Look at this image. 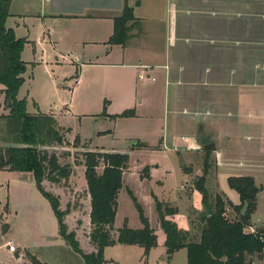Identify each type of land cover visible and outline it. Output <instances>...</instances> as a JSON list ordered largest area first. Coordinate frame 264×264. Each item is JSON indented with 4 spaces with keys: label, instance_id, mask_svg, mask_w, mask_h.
I'll list each match as a JSON object with an SVG mask.
<instances>
[{
    "label": "rangeland",
    "instance_id": "374dc122",
    "mask_svg": "<svg viewBox=\"0 0 264 264\" xmlns=\"http://www.w3.org/2000/svg\"><path fill=\"white\" fill-rule=\"evenodd\" d=\"M11 1L6 26L19 39L30 41L21 54L26 71L17 98L26 101L31 115H54L66 135V144L48 151L58 156L60 165L70 166L72 175L60 185L44 183V188L58 197L60 211L69 210L64 223L75 233L79 248L85 254L94 250L81 155L101 147L129 158L111 234L116 238L124 225L142 228L129 190L157 236L148 256L139 246L116 244L106 250V264H186L185 250L170 260L166 257L156 202L176 209L170 220L198 242L206 208L196 183L204 170L211 173L218 165L212 152L205 165L203 145L199 151L174 149L170 139L191 131L197 144L202 135L219 147L241 124L243 132L264 131V0H176L173 43L169 20H164L166 9H157L154 22L143 21L134 28L142 33L140 43L146 44L143 58L151 66H161L148 70L149 78L141 70L81 66L88 59H57L51 46L40 41L41 27L32 16L39 8L37 0ZM116 58L113 54L110 59ZM141 74L144 80H139ZM136 90L142 104L120 98ZM129 111L135 116H121ZM6 113L0 91V116ZM151 166L160 169L151 175ZM101 170L102 166L97 171ZM209 191L212 195L216 189ZM211 195L208 205L213 208ZM250 225L261 229L264 223L249 221ZM8 242L14 252H9ZM29 255L43 264H84L59 236L56 217L33 177L0 171V264H31Z\"/></svg>",
    "mask_w": 264,
    "mask_h": 264
},
{
    "label": "trees",
    "instance_id": "16d2710c",
    "mask_svg": "<svg viewBox=\"0 0 264 264\" xmlns=\"http://www.w3.org/2000/svg\"><path fill=\"white\" fill-rule=\"evenodd\" d=\"M10 5L11 0H0V91L3 95V108L7 111L0 116V171L9 170L33 177L37 190L49 202L56 217L59 236L81 257L84 264H106L104 250L116 244L139 246L143 248L144 257L148 256L157 245V236L150 229L141 206L129 190L126 191L138 212L142 228L131 230L124 225L117 232L116 238L111 234L117 210L116 198L122 189L123 174L128 170L127 155L86 150L81 155V164L74 163L84 167L86 190L90 198L89 217L93 230L89 239L94 251L89 254L82 252L75 233L69 232L64 223L69 210L60 211L58 197L45 190L44 183L60 185L63 180L69 181L72 175L71 167L60 165L58 156L48 151L66 144V135L52 115H31L27 112L26 101L17 98L24 83L26 63L22 61L21 54L27 41L16 38L13 30L6 26L11 16ZM137 22L132 8L125 5L121 16L114 19L113 34L108 44L125 47ZM121 116L133 117L134 113L129 111ZM139 147L146 146L141 144ZM202 148L207 153L206 165L213 146L204 144ZM100 166L102 170L99 173L97 170ZM206 174L207 170H204L203 176L196 183L206 208L198 242H192L189 233L178 229L170 220L177 214L176 209H168L156 202L155 210L165 237L167 259L170 260L174 253L185 249L186 264H252V257L264 249V242L259 238L264 232V226L257 234L247 231L261 189L251 177H230L227 179L228 187L238 194L240 204L233 206L216 196L214 207L211 208L204 186ZM244 205L247 207L242 215ZM226 206H230L237 214L235 219L228 218ZM29 260L31 264H43L33 255H29Z\"/></svg>",
    "mask_w": 264,
    "mask_h": 264
},
{
    "label": "crops",
    "instance_id": "0c3cea01",
    "mask_svg": "<svg viewBox=\"0 0 264 264\" xmlns=\"http://www.w3.org/2000/svg\"><path fill=\"white\" fill-rule=\"evenodd\" d=\"M172 2L175 3L176 0H37L39 8L32 16L38 20L41 27L42 38L40 41L51 46L57 59L58 57H65L69 60L74 58L75 62H79L80 59H88L89 62H83L81 66L84 68L96 66L97 68H117L118 70H141V73H145L149 78L150 74L147 71L161 66H151V63L143 58L142 50L145 49L144 45L146 44L140 43L141 31L139 33L136 29L132 30L131 38L125 47L108 44V40L113 34L114 19L121 16L125 5L132 8L138 25L143 21L154 22L157 17L155 11L161 8L166 9L164 20H169V39L170 43H173L175 11ZM10 15L12 16L11 12ZM16 38L18 37L16 36ZM113 54H116L115 60L110 59ZM154 55L155 53H153ZM142 74L139 76H144ZM80 81L81 78L75 82V88ZM120 98L127 102L134 100L138 104H142L143 101L137 90L130 94H123ZM52 116L54 117V115ZM243 128L241 124V128L239 127L234 134L225 135L226 140L219 147L207 139L213 145L212 153L215 154L218 165L211 173L209 169L207 170L205 181V189L209 192L207 199L211 195L210 188H213L216 191L214 194L212 193V199L216 198L217 194L225 203L238 206L240 204L239 196L228 187L227 179L230 177H251L261 190L257 195L256 208L251 215L250 223H264V131L250 133L243 132ZM188 132L180 137L188 138L190 136L193 139L191 131V135ZM180 137L173 136L170 139L172 148L181 146L177 142ZM201 137L202 135H200ZM98 148L99 152H104L101 147ZM151 168L152 175L157 169H160V166H151ZM185 187V185H181V188L185 189ZM226 209L227 216L230 219H235L237 214L234 210L230 206H226ZM175 215L170 219H174ZM112 247L105 248L104 257L106 250ZM252 264H264V249L262 253L252 257Z\"/></svg>",
    "mask_w": 264,
    "mask_h": 264
},
{
    "label": "built area",
    "instance_id": "2783aa9c",
    "mask_svg": "<svg viewBox=\"0 0 264 264\" xmlns=\"http://www.w3.org/2000/svg\"><path fill=\"white\" fill-rule=\"evenodd\" d=\"M143 78H144V76H139V80H142ZM190 139L193 141V143H190V142L188 141V138H185V137H181L180 139H177V142H179V144H180L181 146L185 147V148L188 149V150L199 151V150L201 149V145H200V143L197 144V143L195 142V140H193L192 138H190ZM261 229H262V228H261ZM258 230H259V229H254V228H252V225H250V226L247 227V231H248V233H250V234H257V231H258ZM259 238H261V240L264 242V232L260 235ZM6 247L8 248L9 252H14V251H15V247H14L10 242H8V243L6 244Z\"/></svg>",
    "mask_w": 264,
    "mask_h": 264
},
{
    "label": "water",
    "instance_id": "95a60500",
    "mask_svg": "<svg viewBox=\"0 0 264 264\" xmlns=\"http://www.w3.org/2000/svg\"><path fill=\"white\" fill-rule=\"evenodd\" d=\"M208 140L205 138V137H201L200 138V145H204L206 142H207ZM246 207H247V205H244V207H243V209H242V211H241V214H244V212H245V210H246Z\"/></svg>",
    "mask_w": 264,
    "mask_h": 264
},
{
    "label": "bare ground",
    "instance_id": "6f19581e",
    "mask_svg": "<svg viewBox=\"0 0 264 264\" xmlns=\"http://www.w3.org/2000/svg\"><path fill=\"white\" fill-rule=\"evenodd\" d=\"M190 140H191V139H190V138H188V141H189L190 143H193V141L191 142Z\"/></svg>",
    "mask_w": 264,
    "mask_h": 264
}]
</instances>
